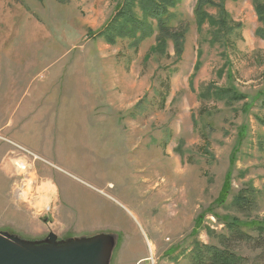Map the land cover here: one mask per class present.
Segmentation results:
<instances>
[{"label": "rangeland", "instance_id": "obj_1", "mask_svg": "<svg viewBox=\"0 0 264 264\" xmlns=\"http://www.w3.org/2000/svg\"><path fill=\"white\" fill-rule=\"evenodd\" d=\"M253 1L211 0L226 12L216 37L218 24L198 31L197 0H181L166 18L175 49L154 19L146 37L108 42L122 0H0V234H109L108 264H191L194 243L264 264V233L213 217L264 224V25ZM213 4L204 11L218 21ZM20 162L32 170L23 193ZM241 192L250 209L231 203Z\"/></svg>", "mask_w": 264, "mask_h": 264}, {"label": "trees", "instance_id": "obj_2", "mask_svg": "<svg viewBox=\"0 0 264 264\" xmlns=\"http://www.w3.org/2000/svg\"><path fill=\"white\" fill-rule=\"evenodd\" d=\"M181 0H122V3L119 4L116 10V14L110 24L107 25L105 32H110L109 28H116L120 30L118 32L116 30V35H104L106 39L108 38L110 43L114 42V37H123L126 34L133 40L141 39L146 37L149 32L151 31L148 19H154L157 29H158V38H171L174 42V48H179L177 38L179 35L175 34L170 27L167 25V16H169V10L178 6ZM254 9L257 15L258 21L264 25V0H254ZM213 4L211 0H197L196 6L194 8V18L196 25L198 27V31L208 23V25H217L219 28H223L221 33L216 34V37L225 35L226 33V12L223 7V2L216 5L218 11L221 15V18L218 21H215L209 14L204 11V7L207 5ZM135 5L140 6V11H142L144 15V19L140 20L135 17V11L133 7ZM114 24V25H113ZM218 28V30H219ZM217 30V32H218ZM225 32V33H224ZM264 34L262 29L257 30V34ZM198 67V65L196 66ZM216 90L215 92H217ZM217 93L220 95H228L230 97L226 101L230 102V100H237V99H244L241 95L238 94H230V91L225 89H220ZM218 94V95H219ZM264 95V93H262ZM217 96V95H216ZM202 99L210 100L211 95L202 96ZM207 97V98H205ZM262 104L264 105V99L262 100ZM264 126V122H263ZM233 158L231 159V162ZM231 191L230 188V175L228 174L224 182L222 184L219 196L216 200L217 205H223ZM231 203L242 209H250L251 201L250 198L244 195L243 192L238 193L237 195L233 196ZM217 220L221 221L227 231H231L232 233L240 234V229H247L252 231H257V233L263 234L264 233V224L262 222L257 221H242L238 218L225 216V217H218L213 214ZM200 218V217H199ZM200 219L198 220V222ZM208 235H212L213 231L209 228L206 229ZM188 258L191 264H245L246 260L243 258H239L232 252H229L224 249H220L213 245H203L201 243H194L192 245V249Z\"/></svg>", "mask_w": 264, "mask_h": 264}, {"label": "water", "instance_id": "obj_3", "mask_svg": "<svg viewBox=\"0 0 264 264\" xmlns=\"http://www.w3.org/2000/svg\"><path fill=\"white\" fill-rule=\"evenodd\" d=\"M115 238L99 234L59 243L49 234L42 243H27L0 234V264H108Z\"/></svg>", "mask_w": 264, "mask_h": 264}, {"label": "built area", "instance_id": "obj_4", "mask_svg": "<svg viewBox=\"0 0 264 264\" xmlns=\"http://www.w3.org/2000/svg\"><path fill=\"white\" fill-rule=\"evenodd\" d=\"M15 146V145H14ZM15 147H17V149L18 150H20V151H22V152H24L25 154H28V155H30V156H33L34 158H35V156L33 155V154H30V152H27V151H25L24 149H22L21 147H19V146H15ZM22 165V167H20V166H16L19 170H21L22 172L20 173L21 174V176H22V178L20 179V188H21V193H23V192H25L26 190H27V188H28V186H29V184H28V182H27V180L29 179V177H28V175H31L32 174V170L29 168V167H27L25 164H24V162H20ZM32 185V184H31ZM30 185V186H31Z\"/></svg>", "mask_w": 264, "mask_h": 264}, {"label": "bare ground", "instance_id": "obj_5", "mask_svg": "<svg viewBox=\"0 0 264 264\" xmlns=\"http://www.w3.org/2000/svg\"><path fill=\"white\" fill-rule=\"evenodd\" d=\"M17 165L21 166V163H18ZM22 167V166H21Z\"/></svg>", "mask_w": 264, "mask_h": 264}]
</instances>
